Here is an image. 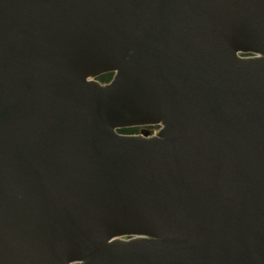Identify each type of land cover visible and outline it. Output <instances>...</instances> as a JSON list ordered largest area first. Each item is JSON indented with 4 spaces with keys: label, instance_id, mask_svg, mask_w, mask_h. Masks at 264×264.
<instances>
[{
    "label": "water",
    "instance_id": "95a60500",
    "mask_svg": "<svg viewBox=\"0 0 264 264\" xmlns=\"http://www.w3.org/2000/svg\"><path fill=\"white\" fill-rule=\"evenodd\" d=\"M0 264H264V0H0Z\"/></svg>",
    "mask_w": 264,
    "mask_h": 264
},
{
    "label": "trees",
    "instance_id": "16d2710c",
    "mask_svg": "<svg viewBox=\"0 0 264 264\" xmlns=\"http://www.w3.org/2000/svg\"><path fill=\"white\" fill-rule=\"evenodd\" d=\"M111 75L112 74L110 72H103L98 76V79L101 82H105L111 78ZM138 129H139V127L135 125V126H129V127L119 129V131L125 132V133H137L140 130V129L139 130ZM151 130H152V128H151Z\"/></svg>",
    "mask_w": 264,
    "mask_h": 264
},
{
    "label": "flooded vegetation",
    "instance_id": "af4514ba",
    "mask_svg": "<svg viewBox=\"0 0 264 264\" xmlns=\"http://www.w3.org/2000/svg\"><path fill=\"white\" fill-rule=\"evenodd\" d=\"M148 128H149V127H148ZM151 128H152V127H151ZM151 128H150V131H153V130H151ZM155 128H157V127H155ZM139 129H140V130H139ZM139 129H138V130H139V132H140V131H141V129H143V127H142V126H140V127H139Z\"/></svg>",
    "mask_w": 264,
    "mask_h": 264
}]
</instances>
